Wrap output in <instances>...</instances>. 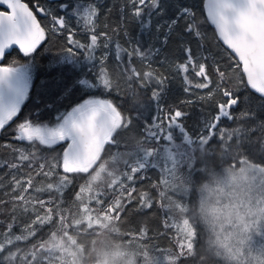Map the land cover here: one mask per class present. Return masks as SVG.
Masks as SVG:
<instances>
[{"label": "trees", "instance_id": "obj_1", "mask_svg": "<svg viewBox=\"0 0 264 264\" xmlns=\"http://www.w3.org/2000/svg\"><path fill=\"white\" fill-rule=\"evenodd\" d=\"M22 1L28 4L41 27L45 28V38L31 55L25 56L21 50L15 48L3 59V66H9L13 61L16 65H31V86L17 120L39 112L41 119L54 121L57 113L69 110L89 95H102L112 100L122 114L133 117L131 127L118 129L114 133L120 141V146L105 145V151H110L113 155L102 153L99 158L100 168L96 169V172H99L96 183L100 187L103 188L110 181L119 178L125 165L137 163L135 146L142 141L146 142L145 126L150 124L156 113L152 92L160 87L156 83L157 79L164 80L165 88L160 104L166 110L179 109L187 113L179 121L183 124L186 134L193 139L199 135H208L209 129L206 125L213 123L212 116L218 111L216 105L222 103L225 98L214 89L212 84L209 88H192L185 92L184 80L177 74L175 68V65L184 58L181 51L184 45L208 58L210 79H214L211 73L215 61H219L218 66L222 70L230 63L225 46L215 38L214 26L204 20V0H161L166 6V16L171 15L181 5H195L193 11L203 24L201 37L189 36L184 32L179 35L174 34L169 37L167 46L163 48L160 41L163 39L165 29L161 28L157 33L154 27L158 18L153 17L152 24L148 28H143L144 17L137 18L134 15L133 5L129 0H95L96 16L93 17L95 30L108 33L113 41L109 44V56L105 61V71L112 85L109 91L103 93L85 90L74 83L78 77L90 78L93 73L86 59L89 53L83 49L73 57L77 60L78 66L74 67L65 61L69 55L66 50L72 46L69 44L68 32L53 30L51 27L52 16L63 15L58 7L61 0ZM37 4L46 8L48 14L38 12ZM0 11L7 9L0 6ZM65 19L67 20L68 17ZM82 22V18L79 21L69 20L68 27L75 33L74 39L86 43L90 33H87L88 24L84 26ZM137 39L143 43L144 49L161 48L159 54L149 58L142 59L133 54L134 66L141 72L140 79L131 77V73L126 70L127 65L117 63L110 51L115 43L130 49L133 45L128 41L134 42ZM105 51L101 39L98 41L94 55L99 58ZM147 72L152 73L151 77L144 76ZM229 73L233 76L231 87L240 96V102L230 110L232 118H221L212 129L209 142L192 145L186 158L173 163L171 166H174L175 172L171 176L168 171L162 174L159 168L144 170L143 179H140L141 173H137L135 186L138 191L148 192L153 206L142 208L137 198L131 204H127L119 218L108 215L111 219H107V216L99 212L90 214L105 217L107 226L104 228L101 227L103 225H92L88 222V213L78 212L79 201L76 200V193L85 182L84 176L69 174L71 183L61 192L36 191L37 188L43 189L49 182L55 183L58 178L37 175L27 167V161L20 163L17 153L13 150L19 148L27 150L28 145L26 142L14 139L16 135L14 125L0 130V233L5 236L11 234L27 236L29 227L35 232L34 235L16 241L15 245L10 247L19 253L32 252L34 261L31 264H50L45 257L53 246L61 245L70 251L83 252L84 244L85 254L88 255L93 254V251L101 252L106 239H111L119 245L134 247L138 252L134 256L136 264H234L213 245L210 226L200 210L199 189L221 170L239 167L242 160L264 166V96L250 87L239 85L238 69H229ZM176 131L174 129V133ZM41 150L37 153L38 156L43 154L47 156L49 162H54L53 157L60 151V146H55V151L44 150L41 146ZM117 152L121 154L114 156ZM42 162L35 161L33 167L36 163ZM13 163L18 167L13 168ZM57 171L59 172V169ZM93 174L95 175V172ZM29 177L32 179V187H27ZM163 177L169 180L166 184L163 183ZM120 178L123 180L122 176ZM126 183L131 186L132 182ZM173 185H177L181 191L173 193L171 191ZM24 188H27V191H23ZM21 195L24 199H17ZM114 196L115 193L112 191L104 193L105 206ZM133 196H136V193H133ZM84 199L87 200V194H84ZM49 200L54 204L58 203L62 209L60 214L66 215L62 222H58L55 206L47 203ZM39 201L46 203L41 207ZM161 203L186 229L187 238L192 241L186 247L192 251L183 254L189 257L182 256L178 259L179 237L172 228L165 225L166 213L160 206ZM48 207L53 208L52 219L40 224L37 216L44 217ZM90 207L101 206L93 201ZM74 214L78 215L76 219H73ZM94 216H92L93 221ZM168 218L172 219L171 216ZM9 226H11L10 233ZM142 228L146 229V235L139 234ZM59 241L61 244H58ZM74 241H78V244L72 243ZM153 247L166 251L157 253ZM13 264H24V262L13 261Z\"/></svg>", "mask_w": 264, "mask_h": 264}, {"label": "snow or ice", "instance_id": "obj_2", "mask_svg": "<svg viewBox=\"0 0 264 264\" xmlns=\"http://www.w3.org/2000/svg\"><path fill=\"white\" fill-rule=\"evenodd\" d=\"M129 2L133 5L134 15L137 18L144 17L143 28H148L152 24L153 17L158 18L154 26L157 33L161 28L165 29L163 39L160 41L161 48L167 46L169 37L174 34L179 35L184 32L195 37L203 35L201 31L203 24L193 11L195 5H181L171 15L166 16V6L161 0H129ZM2 5H6L10 11H0V61L4 59L5 51L13 45H17L25 56L31 55L44 40L45 28L41 27L34 12L22 0H0V6ZM36 7L38 12L48 14L46 8L38 4ZM58 7L63 15L52 16L51 27L53 30L68 32L69 44L72 46L66 50L69 55L65 61L75 67L78 66V62L73 57L82 49L89 53L86 59L90 63L93 74L90 78L87 76L78 77L74 83L92 92L109 91L112 81L105 71V61L109 56V44H112L113 41L108 33L95 30L93 22V17L96 16L95 0H61ZM203 15L204 20L214 26L215 38L225 46L228 53L227 59L230 61L228 67L222 70L218 66L219 61H215L211 73L214 79H210L208 58L184 45L181 48L184 58L182 62L175 65V68L177 74L181 75L184 80L185 92L192 88H209V85L212 84L214 89L225 98L222 103L216 105L218 111L212 116L213 123L206 125L209 129L208 135H199L193 139L186 134L183 124L179 121L187 113L179 109L166 110L160 104L159 101L165 88L164 80L157 79L156 83L160 87L152 92L156 113L150 124L145 126L146 142L142 141L135 146L138 156L137 163L125 165L121 174L123 180L120 176L103 188L96 183L99 176L96 169L100 168L101 153L113 155L110 151H105V145L119 147L120 141L114 136V133L118 129L131 127L133 117L122 114L112 100L102 95H89L69 110L57 113L54 121L49 122L41 119L39 112L17 120L31 86V65H16V62L13 61L9 66H0V130L14 125L16 132L14 139L26 142L28 145L27 150L23 148L13 150L17 153L20 163L27 161V167L37 175H43L45 178L53 176L58 178L55 183L49 182L43 189L37 188L36 191L51 192L55 190L61 192L66 185L71 183L69 174H77L85 177L84 184L76 193V200L79 201L77 204L79 213L99 212L105 216L112 215L119 218L127 204H131L137 198L142 208H151L153 201L148 192L138 191L135 186L136 174L141 173L140 179H143V171L149 168H159L162 174L170 171V166L173 163L187 157L192 145L209 142L212 129L216 127L221 118H232L230 110L240 102V96L231 87L233 76L229 73V69L239 70V85L250 87L264 96V0H204ZM65 17L68 19L66 20ZM80 18H84L88 24L87 33L90 35L87 36L88 42L86 43L74 39L75 33L68 27L69 20L79 21ZM125 35L127 34L125 33ZM101 39L106 51L96 58L95 49ZM128 43L133 45L130 49L115 43L110 51L117 63L127 65L126 70L131 73V77L140 79L141 72L134 66L133 54L142 59L149 58L159 54L161 48L148 47L144 49L143 43L138 39L134 42L128 41ZM151 75V72L144 73L145 77H151ZM211 91L212 89H210ZM174 129L177 130L175 133ZM41 146L44 150L51 151H55V146H60V151L53 157L54 162H49L47 156L43 154L37 155L42 151ZM120 154L117 152L114 156ZM35 161L43 162L36 163L33 167ZM12 167L17 168L18 165L13 163ZM126 182H132L131 186ZM27 187H32L31 177L27 181ZM23 191H27V188H24ZM108 191L114 192L115 196L105 206L104 193ZM133 193H136V196H133ZM84 194H87V200L84 199ZM17 199L23 200L24 197L21 195ZM93 201L101 207H90ZM39 203L43 207L46 202L39 201ZM47 203L54 204L52 200ZM54 206L57 220L60 223L66 215L60 214L62 209L58 203H55ZM160 206L166 213L165 225L172 228L179 237L177 240V247L180 250L178 259L182 256L189 257L183 254L192 251L186 247L192 243L187 238L186 229L168 209L162 206V203ZM52 213L53 208L48 207L45 216H37V221L40 224L50 221ZM169 216L172 219H169ZM8 231L11 232V226ZM34 234V229L29 227L27 236ZM139 234L146 235V229H140ZM27 236L23 234L5 236L0 233V237H4L0 239V264H5V260L23 261L24 264H31L34 261L32 252H14L10 247L15 245L16 241L27 239ZM153 250L157 253L166 251L156 247H153Z\"/></svg>", "mask_w": 264, "mask_h": 264}, {"label": "rangeland", "instance_id": "obj_3", "mask_svg": "<svg viewBox=\"0 0 264 264\" xmlns=\"http://www.w3.org/2000/svg\"><path fill=\"white\" fill-rule=\"evenodd\" d=\"M82 20L85 26L87 22ZM168 172L171 176L175 172L174 166H170ZM168 181L163 177L164 184ZM171 191L176 193L181 189L173 185ZM199 198L215 249L234 264H264V166L242 160L237 168L223 169L200 186ZM238 209L246 213L243 223L216 221V217ZM77 216L74 214L73 219ZM92 216L88 214L87 221L92 225H103V228L107 226V219H111L96 215L93 221ZM72 243L78 244V241ZM85 252L84 244L83 252L56 245L47 251L45 259L50 264H136L134 256L138 253L134 247L119 245L111 239H106L101 252L93 251L88 255ZM5 264H13V261L5 260Z\"/></svg>", "mask_w": 264, "mask_h": 264}, {"label": "clouds", "instance_id": "obj_4", "mask_svg": "<svg viewBox=\"0 0 264 264\" xmlns=\"http://www.w3.org/2000/svg\"><path fill=\"white\" fill-rule=\"evenodd\" d=\"M246 213L243 209L231 210L225 213L223 216L216 217V221L222 222L223 224H230L233 220L243 223Z\"/></svg>", "mask_w": 264, "mask_h": 264}, {"label": "water", "instance_id": "obj_5", "mask_svg": "<svg viewBox=\"0 0 264 264\" xmlns=\"http://www.w3.org/2000/svg\"><path fill=\"white\" fill-rule=\"evenodd\" d=\"M49 1H57V0H49ZM23 2V1H22ZM2 6H4L6 9H7V6L6 5H2ZM7 11H10L9 9H7ZM213 26V25H212ZM19 49V47L17 46V45H13V46H11V48L10 49H7L6 51H5V56L8 54V53H10L13 49ZM20 50V49H19ZM5 56H4V58H5ZM2 62H3V60L2 61H0V66H3L2 65ZM102 154V153H101Z\"/></svg>", "mask_w": 264, "mask_h": 264}]
</instances>
